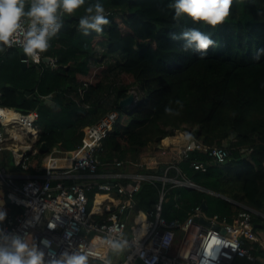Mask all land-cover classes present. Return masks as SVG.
<instances>
[{
  "label": "trees",
  "instance_id": "obj_1",
  "mask_svg": "<svg viewBox=\"0 0 264 264\" xmlns=\"http://www.w3.org/2000/svg\"><path fill=\"white\" fill-rule=\"evenodd\" d=\"M236 1L225 22L212 28L186 16L175 21L174 0H85V7L103 4L110 23L101 34L84 35L78 24L83 8L63 17L51 48L42 54L54 59L55 67L43 61L22 68L17 49L0 52V84H9L0 89V106L36 113L39 128L27 169L14 163L10 169L43 172L41 163L52 150H76L83 129L115 109L119 118L95 154L102 162L159 154L157 146L178 130L206 146L231 149L222 164L195 152L178 163L188 179L219 195L168 185L165 219H184L202 203L207 215L231 218L239 206L225 197L264 214V16L259 20L254 13L257 0ZM190 28L214 41L203 58L195 47L185 50L179 38ZM110 76L119 78L117 85L110 84ZM131 91L134 104L120 107ZM42 145L46 153L40 152ZM6 155L10 164L12 154ZM192 161L204 162L206 171L191 168ZM160 186L143 182L134 195L136 207L152 210ZM253 220L262 223L258 216ZM127 251L111 259L118 262Z\"/></svg>",
  "mask_w": 264,
  "mask_h": 264
},
{
  "label": "built area",
  "instance_id": "obj_2",
  "mask_svg": "<svg viewBox=\"0 0 264 264\" xmlns=\"http://www.w3.org/2000/svg\"><path fill=\"white\" fill-rule=\"evenodd\" d=\"M12 48L22 50L19 43ZM12 48L5 47L4 50ZM20 62L26 66L40 65L42 57L39 64L28 57L20 58ZM49 65L54 67L55 60H50ZM36 118L34 112L21 114L0 106V200L3 201L0 211L6 212L0 228L5 234L27 233L29 239L45 252L46 260L49 252L59 257L64 251L86 252L91 248L100 256L107 254L111 264H239L238 260L247 264H264V227H256L253 220L254 216L264 219L261 212L225 197L239 206L231 218L207 215L201 207L191 209L184 219L167 220L162 215L168 185L219 195L188 179L179 168V162L195 152L222 164L230 157V148L206 146L196 137L192 141L184 138L176 142L172 139L176 136L174 134L165 146L159 148V154H149L134 161L102 162L95 154L101 150L102 141L119 118V112L111 109L83 129L81 146L74 151L62 152L63 158L71 162L68 167L60 168L59 151L52 150L46 157L43 172L27 175L9 172L1 164V155L7 143L15 140L11 138V132L36 134L39 132ZM184 133L181 134L184 136ZM29 152L34 154L36 151L30 148L29 151L14 152L16 165L22 170L28 167ZM206 166L202 161L190 163L191 168L201 172L206 171ZM138 168L148 172H141ZM16 178L22 181L18 183ZM64 179L70 180L68 185ZM143 182L161 184L158 201L149 211L136 207L134 195ZM90 193L92 196L88 197ZM201 218L207 223L200 222ZM49 224L56 227L50 229ZM213 236L222 243L213 244L212 254L205 256L206 246ZM105 238L127 241L128 251L122 260L115 262L111 259L114 252L103 242ZM44 239L50 242V247L45 248L40 243ZM232 245H237L235 251ZM89 264H103V261L89 257Z\"/></svg>",
  "mask_w": 264,
  "mask_h": 264
},
{
  "label": "clouds",
  "instance_id": "obj_3",
  "mask_svg": "<svg viewBox=\"0 0 264 264\" xmlns=\"http://www.w3.org/2000/svg\"><path fill=\"white\" fill-rule=\"evenodd\" d=\"M231 5L232 0H174L170 7L174 9L173 19L177 22L186 16L193 23H203L215 28L229 17ZM81 8L84 9V14L79 18V29L84 35H88L89 31L101 34L102 26L108 25L110 21L103 4L99 2L85 7V0H0V45L3 46L0 47V52L4 51L5 47L12 48L19 43L24 55L33 63L39 64L42 54L51 48L50 41L60 32L63 26L62 18L72 16ZM172 38L177 39L176 36ZM179 38L185 41V50L195 47L201 58L206 56L207 49L214 45L209 35L196 28L183 31ZM130 93L135 95V92ZM169 111L165 108L166 113ZM184 138L186 141L193 140L192 134L187 132L184 133ZM214 154L220 155L218 152ZM2 206L3 201L0 200V207ZM5 218L6 212L0 211V222ZM263 223L264 219L261 224L255 223V226L263 228ZM55 227V224H49L50 229ZM103 242L114 253H122L127 245V241L116 238H105ZM40 243L45 248L50 247V242L46 239ZM220 243L222 242L216 237H211L204 255H211L212 245ZM231 247L235 251L237 245ZM45 255V252L29 239L27 233L5 234L4 229L0 228V264H89V257H96L102 260L103 264H111L107 254L100 256L91 248L86 252L64 251L59 257L49 252L47 260Z\"/></svg>",
  "mask_w": 264,
  "mask_h": 264
},
{
  "label": "crops",
  "instance_id": "obj_4",
  "mask_svg": "<svg viewBox=\"0 0 264 264\" xmlns=\"http://www.w3.org/2000/svg\"><path fill=\"white\" fill-rule=\"evenodd\" d=\"M0 47H3V46H0ZM4 53L6 52V50L3 51ZM18 52V51H17ZM18 56H19V52H18ZM20 59V57H19ZM45 57L42 56V62L44 61ZM52 60V59H49V61ZM48 61V62H49ZM49 64V63H48ZM104 64V63H103ZM55 67V66H54ZM53 68V67H52ZM50 97V96H49ZM47 99V98H46ZM51 103V101H50ZM49 104V103H48ZM38 133L37 132L36 134H25L21 131H14V132H11V138L13 137L15 140H10L8 143H7V148L3 151L2 155H1V164L4 168H6L9 172H12V173H22V172H19V171H15V170H11L10 169V165L12 163H14L16 165V158H15V153L14 152H18L19 150H22V149H25L26 151H29V149H33V146L35 145V142H36V139H37V136H38ZM164 142V141H163ZM163 146V145H162ZM6 151H9L11 152V159H10V164H9V161L8 159L6 158L7 155H6ZM58 157H60L61 159L58 161L59 163V166L60 168L61 167H68L69 165H71V162L69 161V159H65L63 158V153L61 151H59L58 153ZM8 161V163H7ZM45 161H46V158H45ZM45 161L41 163V166L42 168L44 169L45 168ZM44 171V170H43ZM25 173V172H24ZM29 174V173H26V175ZM16 182H21L22 179L20 178H16L15 179ZM63 182L68 185L70 180L69 179H64ZM264 224V223H263ZM264 227V226H263ZM263 257H264V254H262ZM239 264H247L246 261L244 260H238L237 261Z\"/></svg>",
  "mask_w": 264,
  "mask_h": 264
},
{
  "label": "rangeland",
  "instance_id": "obj_5",
  "mask_svg": "<svg viewBox=\"0 0 264 264\" xmlns=\"http://www.w3.org/2000/svg\"><path fill=\"white\" fill-rule=\"evenodd\" d=\"M239 2V1H238ZM238 2L236 1V0H234V4L235 5H238ZM257 5L255 6V9H254V13L256 14V15H259V20L261 19V18H263V16H264V9H263V7H264V0H257ZM249 14V13H248ZM251 15V14H250ZM251 16H254V15H251ZM113 61H115V58H112V62ZM107 62V61H106ZM106 62H104L105 64H106ZM109 81H110V84H112V85H117V82H119V78L116 76V77H111L110 76V79H109ZM131 92H135V91H131ZM181 133H184V131H182V130H178V131H176L175 132V134H176V136H174V138H172V139H175L176 140V142L177 141H183L184 140V136H183V134H181ZM171 140V139H170ZM167 143H168V141H167ZM167 143H165V142H161L158 146H165ZM145 155H143L142 157H144ZM134 161V160H133ZM138 170L139 171H141V172H148V170L147 169H139L138 168Z\"/></svg>",
  "mask_w": 264,
  "mask_h": 264
},
{
  "label": "water",
  "instance_id": "obj_6",
  "mask_svg": "<svg viewBox=\"0 0 264 264\" xmlns=\"http://www.w3.org/2000/svg\"><path fill=\"white\" fill-rule=\"evenodd\" d=\"M0 46H2V45H0ZM18 52H19V57L20 58H26V56L24 55V53H23L22 50H18ZM44 61H47L48 62L49 59L46 58V59H44ZM20 65H21L22 68H26L27 67L26 64H24V63H21ZM4 85H9V84H0V89L2 87H4ZM30 97L32 98L33 96H30ZM45 102L50 103V97H48L45 100ZM134 102H135V95L133 93H129L126 98L120 100L119 106L120 107H131L134 104ZM158 147L160 148V146H158ZM47 151H48V148L45 145H42L41 146V149H40V152L41 153H44V152L46 153ZM8 202L9 201L7 200L6 203H8ZM200 207L204 211L206 210L205 203H202V205ZM199 221L202 222V223H207L203 218H201Z\"/></svg>",
  "mask_w": 264,
  "mask_h": 264
},
{
  "label": "bare ground",
  "instance_id": "obj_7",
  "mask_svg": "<svg viewBox=\"0 0 264 264\" xmlns=\"http://www.w3.org/2000/svg\"><path fill=\"white\" fill-rule=\"evenodd\" d=\"M2 208V207H1Z\"/></svg>",
  "mask_w": 264,
  "mask_h": 264
}]
</instances>
